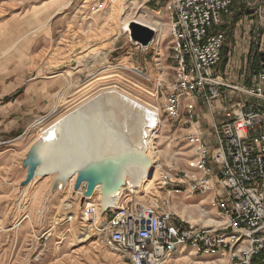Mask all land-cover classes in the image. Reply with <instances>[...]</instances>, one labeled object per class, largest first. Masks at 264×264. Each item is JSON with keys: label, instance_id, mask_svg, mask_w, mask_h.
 I'll use <instances>...</instances> for the list:
<instances>
[{"label": "rangeland", "instance_id": "rangeland-1", "mask_svg": "<svg viewBox=\"0 0 264 264\" xmlns=\"http://www.w3.org/2000/svg\"><path fill=\"white\" fill-rule=\"evenodd\" d=\"M165 2L0 0V106L17 100L34 110L18 129L9 127V110L0 107V264H129L104 242L103 220L113 211L101 214L99 195L82 201L72 178L54 189L56 174L26 183L28 157L34 154L44 126L104 87L117 86L163 107L165 96L157 93L159 83L166 91L173 74L171 20ZM238 3L237 13L230 10L224 16L228 61L222 58L214 68L213 76L221 84L213 104L224 96H235L234 86L250 87L264 59L260 56L264 53V0ZM133 20L157 28L148 47L130 39L126 26ZM234 52L241 66L231 62ZM23 92L30 98L22 101ZM185 128L161 108V123L151 138L156 160L153 185L138 193L125 191L129 196L125 200L170 210L177 224L183 221L222 232L227 218L212 205L214 196L226 198L220 181L210 191L193 195L187 191L188 184L178 194L170 193L173 186L158 184L169 167L199 174ZM210 164L212 173L218 174L219 167L213 160ZM205 198L208 202H202ZM92 229L98 232L83 241ZM228 258L229 251L195 254L188 247L174 253L167 264H225Z\"/></svg>", "mask_w": 264, "mask_h": 264}, {"label": "built area", "instance_id": "built-area-1", "mask_svg": "<svg viewBox=\"0 0 264 264\" xmlns=\"http://www.w3.org/2000/svg\"><path fill=\"white\" fill-rule=\"evenodd\" d=\"M239 1L251 0H166L173 74L167 90L160 82L157 93L165 96L160 109L169 117H182L184 98L189 124L195 121V100L213 107L221 84L213 72L227 42L224 16ZM233 88L244 98L225 108L221 121L214 119L217 147L212 150L201 132L188 135L199 174L169 167L158 180L160 187L173 186L170 193L176 194L188 184L191 195L206 193L220 181L226 198L216 195L212 205L227 218L224 231L177 224L170 210L124 200L108 209L113 212L103 220L106 230L101 234L129 264H167L174 253L188 247L195 254L229 251L225 264H264V59L250 87ZM212 160L218 174L212 173Z\"/></svg>", "mask_w": 264, "mask_h": 264}, {"label": "bare ground", "instance_id": "bare-ground-1", "mask_svg": "<svg viewBox=\"0 0 264 264\" xmlns=\"http://www.w3.org/2000/svg\"><path fill=\"white\" fill-rule=\"evenodd\" d=\"M130 69L147 76L138 69ZM127 91L117 86L104 87L44 126L41 140L34 146V154L28 157L33 166L32 180L44 172L65 170L71 165L81 169L92 161L119 163L115 168L125 185L107 198H103V188L99 185L92 196L85 198L87 201L98 194L102 205L114 208L125 200V191L138 193L153 185L149 173L153 171L156 160L151 153V138L156 136L155 131L161 123V109ZM38 169L43 173L35 174ZM75 177L76 174L72 177V184ZM85 185L84 182L77 190L83 197ZM208 222L218 223L214 219H208ZM97 232L92 229L85 234L83 241Z\"/></svg>", "mask_w": 264, "mask_h": 264}, {"label": "water", "instance_id": "water-1", "mask_svg": "<svg viewBox=\"0 0 264 264\" xmlns=\"http://www.w3.org/2000/svg\"><path fill=\"white\" fill-rule=\"evenodd\" d=\"M126 30L130 35V39L143 47H148L156 37V30L153 26L137 20L131 21L128 26H126ZM262 55L264 56V53H262ZM118 164L119 163L108 161H92L81 169H77L76 167H73V165H71L70 168H67L65 170L55 169L53 172H44L43 175L45 176L49 174H56V179L53 186V188L55 189L60 185L61 182H65L67 181V179H71L76 174L74 182L75 190L81 188L84 182L86 183L82 201L86 197L92 196L97 186L99 185H102L103 188V198H107V196L114 195L117 190L125 185L115 168ZM74 168L77 170H75ZM41 173L43 172L38 169L35 174L39 175ZM152 174L153 171L151 170V172L149 173V177H151ZM32 175L33 166L30 162L28 174L25 181L26 183L30 182ZM110 207L111 206L103 204L101 206V214H104L106 211H108Z\"/></svg>", "mask_w": 264, "mask_h": 264}, {"label": "crops", "instance_id": "crops-1", "mask_svg": "<svg viewBox=\"0 0 264 264\" xmlns=\"http://www.w3.org/2000/svg\"><path fill=\"white\" fill-rule=\"evenodd\" d=\"M233 59L231 62L235 65L241 66V59H239V56L234 52ZM234 62V59H236ZM243 82V81H242ZM241 82V83H242ZM22 93V92H21ZM231 95V94H230ZM22 97L21 100L25 101V98H30L29 94L27 92H23L21 94ZM232 98L228 96H224L223 98H220L218 101L215 100L213 107L209 108L205 101L203 99H197L194 101L195 103V121L192 124H189L188 122V112L185 109V105L188 102V99H183L182 101V117L180 118V121L183 125L186 124V133L187 135L194 133V132H201L204 135V138L207 140L209 146L211 149H215L217 147V142L214 137V129H213V121L216 119L217 121H221L224 118V110L225 107H229V105L232 104V102H239L243 99V96H241L239 93H236L235 96L231 95ZM17 100L15 103H6L4 105H1L0 107L9 110V116L11 119L9 120V127H17L20 129V125L27 122L28 117L33 113L34 110H31L27 104L19 103L18 105ZM223 104V105H222ZM185 112L187 113V117H185ZM8 128V127H7ZM184 129V130H185ZM215 186V185H214ZM202 202H208V198H205L202 200Z\"/></svg>", "mask_w": 264, "mask_h": 264}, {"label": "trees", "instance_id": "trees-1", "mask_svg": "<svg viewBox=\"0 0 264 264\" xmlns=\"http://www.w3.org/2000/svg\"><path fill=\"white\" fill-rule=\"evenodd\" d=\"M240 3H238V2H236V3H234L232 6H231V10L232 11H235L236 13L238 12V7H237V5H239ZM235 13V14H236ZM224 50H225V48H224ZM223 50V62H227L228 61V58L226 57V51H224ZM225 56V57H224Z\"/></svg>", "mask_w": 264, "mask_h": 264}]
</instances>
